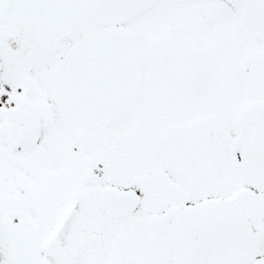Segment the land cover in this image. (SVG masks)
<instances>
[{"label":"snow or ice","instance_id":"snow-or-ice-1","mask_svg":"<svg viewBox=\"0 0 264 264\" xmlns=\"http://www.w3.org/2000/svg\"><path fill=\"white\" fill-rule=\"evenodd\" d=\"M0 264H264V0H0Z\"/></svg>","mask_w":264,"mask_h":264}]
</instances>
